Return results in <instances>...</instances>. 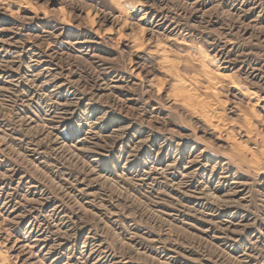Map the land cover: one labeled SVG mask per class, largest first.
I'll return each instance as SVG.
<instances>
[{
    "label": "rangeland",
    "instance_id": "obj_1",
    "mask_svg": "<svg viewBox=\"0 0 264 264\" xmlns=\"http://www.w3.org/2000/svg\"><path fill=\"white\" fill-rule=\"evenodd\" d=\"M0 264H264V0H0Z\"/></svg>",
    "mask_w": 264,
    "mask_h": 264
}]
</instances>
